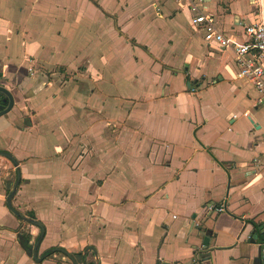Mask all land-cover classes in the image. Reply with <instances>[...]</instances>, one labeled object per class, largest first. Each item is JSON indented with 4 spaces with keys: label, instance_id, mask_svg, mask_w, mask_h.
<instances>
[{
    "label": "crops",
    "instance_id": "1",
    "mask_svg": "<svg viewBox=\"0 0 264 264\" xmlns=\"http://www.w3.org/2000/svg\"><path fill=\"white\" fill-rule=\"evenodd\" d=\"M190 7L0 0V86L14 101L0 151L17 161L0 155V264H67L19 244L25 223L6 205L16 171L11 204L43 224L40 255L92 246L96 264H192L207 237L203 264H264L251 242L264 223V104ZM199 9L240 39L264 18L252 0Z\"/></svg>",
    "mask_w": 264,
    "mask_h": 264
},
{
    "label": "built area",
    "instance_id": "2",
    "mask_svg": "<svg viewBox=\"0 0 264 264\" xmlns=\"http://www.w3.org/2000/svg\"><path fill=\"white\" fill-rule=\"evenodd\" d=\"M193 12L191 24L203 31V38L209 44H216L219 48L229 49L233 53L236 66V77L251 83L259 93L260 101L264 104V18L254 22L243 24V38L235 35H227L215 26L214 17L209 13H203L199 4L205 0H189ZM257 12L262 13L264 0H252ZM205 211H224V205L209 204ZM203 247L200 246L193 255L192 264L202 263Z\"/></svg>",
    "mask_w": 264,
    "mask_h": 264
},
{
    "label": "water",
    "instance_id": "3",
    "mask_svg": "<svg viewBox=\"0 0 264 264\" xmlns=\"http://www.w3.org/2000/svg\"><path fill=\"white\" fill-rule=\"evenodd\" d=\"M0 94L1 95L4 94L8 98V104L6 106L4 104L0 103V117H1V116H3L4 114H6L7 112H9L12 109L14 101H13V96L11 95L9 90L6 89L3 86H0ZM0 155L10 159V161H12L14 166L17 165V161L14 159V157L10 153L5 152V151H0ZM16 170H17V168H16ZM19 179H20L19 178V172L16 171V180H15V183L13 185L12 190L10 191V193L6 197V205H7V208L13 214H15L17 217H19L20 219H23V220H25V221H27V222L31 223L32 225H35L36 227L39 228V233H38L37 239H36L32 249H31V251H32L33 259L36 262H41V261H43V259H45V254H42V255L38 256V247H39V244H40V242H41V240H42V238L44 236V233H45V228H44L43 224L39 220H37L35 218H28L26 215H24V214L20 213L19 211H17V209H15L12 206V204H11V199H12V197H13L16 189H17V185L19 183ZM252 225L255 228L256 232H258V233L252 234L251 242L252 243L257 242L259 245L264 246V223L261 225L259 223L252 222ZM258 234L260 235V237L257 239L256 237L258 236ZM202 244H203V248L206 249L207 244H208V238L207 237L203 238ZM87 250H92L94 255H95L94 247L88 246V247H86L85 252ZM51 252H62L67 257L70 258L72 264H78V262L75 260V258L66 249H64L63 247H52L51 248ZM84 258L85 259H84L82 264H86V257H84ZM162 264H169V263H162Z\"/></svg>",
    "mask_w": 264,
    "mask_h": 264
},
{
    "label": "trees",
    "instance_id": "4",
    "mask_svg": "<svg viewBox=\"0 0 264 264\" xmlns=\"http://www.w3.org/2000/svg\"><path fill=\"white\" fill-rule=\"evenodd\" d=\"M187 80H189L191 83L192 81L190 80L189 77H187ZM16 174V173H15ZM9 192V191H8ZM7 192V193H8ZM31 218H35L34 217V214L32 211H28L27 212ZM257 226V225H256ZM38 236V235H37ZM37 236L35 237L34 241L37 239ZM17 237H18V242L19 244L21 245V247L29 254L32 256V247H33V243L31 242V233L29 232H23V231H20L18 230L17 231ZM53 252H51V248L50 249H47L43 254L45 255H48V254H51ZM72 254V253H71ZM76 254V253H75ZM74 253L72 254L73 256L75 255ZM79 254V253H77Z\"/></svg>",
    "mask_w": 264,
    "mask_h": 264
},
{
    "label": "rangeland",
    "instance_id": "5",
    "mask_svg": "<svg viewBox=\"0 0 264 264\" xmlns=\"http://www.w3.org/2000/svg\"><path fill=\"white\" fill-rule=\"evenodd\" d=\"M220 6H222V4L220 3L219 4ZM211 8H212V6H210ZM250 87L248 86V84H247V89H249ZM12 190V189H11ZM11 203H12V199H11ZM24 215H26L28 218H31V216L27 213V211L26 212H24L23 213ZM36 219V218H35ZM24 223L25 224H21V227L22 228H20L19 227V230L20 231H23V232H29L28 231V229L29 228H27V224H28V226L29 225H32L31 223H29V222H27V221H25L24 220ZM34 227H36L35 225H33ZM37 229H38V233H39V228L37 227ZM31 240H32V235H31ZM32 243H34V240H33V242ZM68 251V250H67ZM89 251L90 250H87L86 252H85V250H83V251H81L79 254H75L74 255V258H75V260L78 262V263H81V261H82V259L84 258V257H86V260H87V255L89 254ZM61 253V252H60ZM62 254V253H61ZM50 254H48L47 256H49ZM38 256H40V254L38 253ZM46 256V255H45ZM65 257V259L66 260H64V261H66L65 263H67V264H69V263H71V261L69 260V258H67L66 256H64ZM97 262L96 261H94V260H92V259H90V260H87V262H86V264H96Z\"/></svg>",
    "mask_w": 264,
    "mask_h": 264
},
{
    "label": "flooded vegetation",
    "instance_id": "6",
    "mask_svg": "<svg viewBox=\"0 0 264 264\" xmlns=\"http://www.w3.org/2000/svg\"><path fill=\"white\" fill-rule=\"evenodd\" d=\"M0 103H1V104H4L5 106L8 104V98H7L4 94H3V95L0 94ZM4 115H5V114H4ZM29 233H30V232H29ZM37 235H38V234H37ZM35 241H36V240H35ZM35 241H34V243H35ZM34 243H33V245H34ZM64 249H65V248H64ZM68 252H69V251H68ZM53 253H55V252H53ZM58 253H60V252H58ZM61 253H62V252H61ZM61 253H60V254H61ZM69 253H70V252H69ZM42 254H43V253H41V255H42ZM70 254H71V253H70ZM61 255H62L63 257L66 256L64 253H62ZM71 255H72V254H71ZM72 256H73V255H72ZM66 257H67V256H66ZM73 257H74V256H73ZM67 258H69V257H67ZM84 259H85V258H83L82 261H81V263H78V264H82L83 261H84ZM69 260H70V258H69ZM70 261H71V260H70ZM86 262H87V260H86Z\"/></svg>",
    "mask_w": 264,
    "mask_h": 264
}]
</instances>
